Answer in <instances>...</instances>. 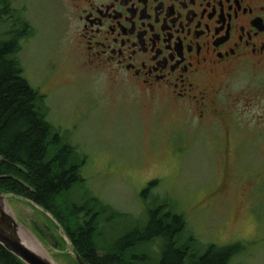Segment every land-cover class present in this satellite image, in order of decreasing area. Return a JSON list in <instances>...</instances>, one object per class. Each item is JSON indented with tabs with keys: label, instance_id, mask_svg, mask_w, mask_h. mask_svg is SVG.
<instances>
[{
	"label": "rangeland",
	"instance_id": "rangeland-1",
	"mask_svg": "<svg viewBox=\"0 0 264 264\" xmlns=\"http://www.w3.org/2000/svg\"><path fill=\"white\" fill-rule=\"evenodd\" d=\"M7 1L31 26L19 55L24 77L45 96L48 122L82 163L84 182L63 198L88 217L100 212L94 202L106 208L98 218L102 254L144 232L149 212L166 206L185 219L180 246L203 254L212 244H240L232 264H264V71L236 72L219 100L225 116L201 119L87 69L68 0ZM7 23L0 37L10 31ZM9 203L56 264H76L64 228L25 199ZM163 248L155 240L126 254L157 264Z\"/></svg>",
	"mask_w": 264,
	"mask_h": 264
},
{
	"label": "flooded vegetation",
	"instance_id": "flooded-vegetation-1",
	"mask_svg": "<svg viewBox=\"0 0 264 264\" xmlns=\"http://www.w3.org/2000/svg\"><path fill=\"white\" fill-rule=\"evenodd\" d=\"M68 4L85 67L152 103L222 119L219 100L230 78L264 71V0Z\"/></svg>",
	"mask_w": 264,
	"mask_h": 264
},
{
	"label": "trees",
	"instance_id": "trees-1",
	"mask_svg": "<svg viewBox=\"0 0 264 264\" xmlns=\"http://www.w3.org/2000/svg\"><path fill=\"white\" fill-rule=\"evenodd\" d=\"M6 18L12 24L8 22L10 31L0 37V191L24 198L49 212L87 264H156L137 251L130 253L131 257L126 254L131 248L155 240L164 244L157 264H232L243 251L240 244L227 247L212 244L203 254L193 252L189 245L180 246L185 219L168 211L166 206L149 212L144 232L126 236L115 248L102 254L97 243L98 218L106 208L99 209L94 202L93 208L100 212L91 211L93 214L88 217L83 208L68 204L63 198L75 185L84 182L82 163L48 122L45 96L24 77L19 55L22 40L31 32L29 22L14 11L10 2L0 0V24L7 23ZM157 185V181L151 182L143 195L147 197ZM0 264L24 263L0 245Z\"/></svg>",
	"mask_w": 264,
	"mask_h": 264
},
{
	"label": "water",
	"instance_id": "water-1",
	"mask_svg": "<svg viewBox=\"0 0 264 264\" xmlns=\"http://www.w3.org/2000/svg\"><path fill=\"white\" fill-rule=\"evenodd\" d=\"M10 199L24 200V198L0 191V245L24 264H56L42 241L12 214ZM30 203L62 228L49 212ZM62 237L66 242L67 252L76 264H87L64 231H62Z\"/></svg>",
	"mask_w": 264,
	"mask_h": 264
}]
</instances>
